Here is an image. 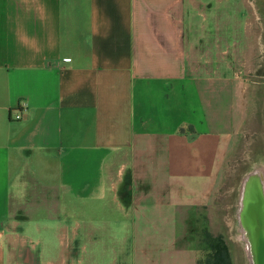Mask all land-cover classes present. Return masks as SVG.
Masks as SVG:
<instances>
[{"label": "crops", "instance_id": "1", "mask_svg": "<svg viewBox=\"0 0 264 264\" xmlns=\"http://www.w3.org/2000/svg\"><path fill=\"white\" fill-rule=\"evenodd\" d=\"M212 1L0 0V264H197L264 31V2ZM224 1L243 25L212 41Z\"/></svg>", "mask_w": 264, "mask_h": 264}, {"label": "rangeland", "instance_id": "2", "mask_svg": "<svg viewBox=\"0 0 264 264\" xmlns=\"http://www.w3.org/2000/svg\"><path fill=\"white\" fill-rule=\"evenodd\" d=\"M233 1L231 0V2ZM260 1L264 2V0ZM235 2H239L240 5V0H235ZM229 3V1H224L220 6V14H212V17L208 15L205 19L212 41L220 33L216 28L214 19L221 17L222 27L234 23L243 25L242 10L233 8ZM259 8L263 12L260 17L262 21V18L264 20V8L262 6ZM252 20L250 15H247V21L251 22ZM196 21L203 23L201 17H197ZM249 37L253 38L254 36L250 35ZM259 37L262 44L254 50L251 47L247 49L245 47L243 58L240 56L243 61L241 66L238 69H233L234 72L238 73L233 82H238L237 85L240 86L241 92L238 96V102L241 104L235 112L238 119L234 117L235 120L232 122L234 127L229 126L231 128L228 131L232 132L231 140L228 146L220 152L215 175L210 181L209 192L203 201L204 205L197 207L200 214L197 221L199 251L197 264H206L205 259L210 252L209 246L206 244V234L223 237L229 249L232 264H250L245 243L240 239L242 228L237 216L244 180L253 172L264 171L263 30L259 31ZM228 73L229 77L235 76L230 71ZM233 106L236 108L235 105ZM222 114L223 116L227 115L224 110H222ZM22 257L25 258L26 255H22Z\"/></svg>", "mask_w": 264, "mask_h": 264}, {"label": "water", "instance_id": "3", "mask_svg": "<svg viewBox=\"0 0 264 264\" xmlns=\"http://www.w3.org/2000/svg\"><path fill=\"white\" fill-rule=\"evenodd\" d=\"M250 182L252 181L250 180ZM259 208L264 215V205L262 202L259 206L257 202L252 201L250 198H245V201H243L241 216L245 217L246 225L249 227L250 233L252 234L255 264H264V217L262 216V221H258V224L253 220L254 215L257 214V212H260ZM261 230L263 234L261 233Z\"/></svg>", "mask_w": 264, "mask_h": 264}, {"label": "flooded vegetation", "instance_id": "4", "mask_svg": "<svg viewBox=\"0 0 264 264\" xmlns=\"http://www.w3.org/2000/svg\"><path fill=\"white\" fill-rule=\"evenodd\" d=\"M258 174L262 175V171H260ZM250 176H251V174H249L247 176V178L244 180L243 186H242V191H241V194H240L241 206H240V211H239V214H238V222L240 223V225H241V222H242L241 214H242V210H243V201H245V198L246 199L250 198L252 201L257 202L259 204V206H260L261 202L264 205V197H263V190H262L263 186L261 184V181L259 179L258 180L254 179L252 182L248 183L249 182L248 179H249ZM263 176H264V171H263ZM247 183H248L249 187L247 186ZM245 186H247V189H245ZM259 210H260V212H257V214L254 215V219H253V220H255V222L257 224H258V221H262V216L264 217V215L261 213V209L260 208H259ZM261 233H262V230H261Z\"/></svg>", "mask_w": 264, "mask_h": 264}, {"label": "trees", "instance_id": "5", "mask_svg": "<svg viewBox=\"0 0 264 264\" xmlns=\"http://www.w3.org/2000/svg\"><path fill=\"white\" fill-rule=\"evenodd\" d=\"M206 244L210 251L205 259L206 264H232L229 249L222 236L206 234Z\"/></svg>", "mask_w": 264, "mask_h": 264}, {"label": "bare ground", "instance_id": "6", "mask_svg": "<svg viewBox=\"0 0 264 264\" xmlns=\"http://www.w3.org/2000/svg\"><path fill=\"white\" fill-rule=\"evenodd\" d=\"M252 161V159H251ZM251 163V162H250ZM238 172V171H237ZM260 172V171H259ZM259 172H253L251 173V176L249 177V179L251 181H253L254 179L256 180H260L261 181V184H262V190H263V197H264V176H263V171H262V175H259L258 173ZM259 175V176H258ZM248 179V180H249ZM249 180V182H250ZM248 182V183H249ZM247 183V186L249 187ZM247 186H245V189H247ZM240 206H241V201L239 202V211H240ZM239 214V212H238ZM238 217V216H237ZM245 217L242 216V222H241V237L240 239L242 241H244L245 243V248H246V254H247V257H248V260H249V263L250 264H255V256H254V253H253V243H252V234L250 233V229L249 227L246 225V222H245Z\"/></svg>", "mask_w": 264, "mask_h": 264}, {"label": "built area", "instance_id": "7", "mask_svg": "<svg viewBox=\"0 0 264 264\" xmlns=\"http://www.w3.org/2000/svg\"><path fill=\"white\" fill-rule=\"evenodd\" d=\"M25 110V105H23V108H20V110H15L14 112V119L19 120L22 119V111Z\"/></svg>", "mask_w": 264, "mask_h": 264}]
</instances>
